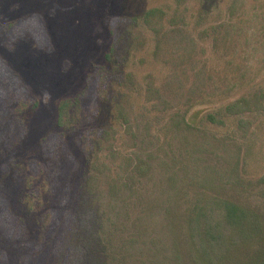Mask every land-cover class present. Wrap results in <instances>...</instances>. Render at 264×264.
<instances>
[{"label":"rangeland","instance_id":"obj_1","mask_svg":"<svg viewBox=\"0 0 264 264\" xmlns=\"http://www.w3.org/2000/svg\"><path fill=\"white\" fill-rule=\"evenodd\" d=\"M152 7L162 11L142 18ZM154 83L174 105L193 104L188 115L226 141L214 139L209 147L222 156L217 163L226 165L238 152L243 176L264 174V111L243 127L235 117L221 126L206 120L208 112L259 95L264 86V0H0V264H106L100 214L124 229L146 212L131 202L137 192L128 193L127 203L110 200L106 188L123 158L109 150L145 146L160 153L141 140L168 117L149 96ZM217 90L228 98L217 99ZM127 94L139 140L121 129L123 137L102 144L115 103ZM79 95L60 123V101ZM100 146L111 171L102 167L88 184ZM159 176L155 171L141 189L143 199H163Z\"/></svg>","mask_w":264,"mask_h":264},{"label":"trees","instance_id":"obj_2","mask_svg":"<svg viewBox=\"0 0 264 264\" xmlns=\"http://www.w3.org/2000/svg\"><path fill=\"white\" fill-rule=\"evenodd\" d=\"M159 11L162 8H149L142 18L150 20ZM202 17L200 11L196 17L197 26ZM115 19L111 18V24ZM138 19L134 17V23H138ZM16 22L7 25L12 26ZM170 30L179 35L182 42H190L182 28ZM132 75L133 72L128 73L127 78L131 79ZM147 90L151 99H158L155 104L166 108L168 117L162 131L149 133L148 141L145 138L141 140L159 148L160 153L145 146H140V149L111 146L109 150L108 156L118 154L123 158L117 171L115 165L117 173L114 172L116 175L106 188L110 200L127 203L128 193L134 191L140 198L131 202L140 203L141 210L146 212H143L145 216L133 219L128 228L124 224V229L100 214L99 240L106 255V264H264V174L243 176L238 152L235 159H224L226 165L217 163L215 159L222 156L209 147L215 145L214 139L226 141L199 126L196 114L188 115L193 104L185 108L182 103L174 105L155 83L149 84ZM220 93L213 91L217 99L228 98L221 97ZM79 97L60 101V123ZM132 101L127 94L115 103L114 123L103 133L102 144L110 138L117 141V135L123 137L125 131H130L134 140H139L131 124L132 119H136L139 125L138 118L132 117L136 110ZM263 111L264 86L260 88L259 95L238 96L208 112L206 120L221 126L226 119L235 117L243 127L249 124L251 114ZM146 128L147 131L150 129L148 123ZM167 136L171 140H166ZM173 140L179 144L166 145ZM104 153L105 148L100 146L91 160L88 184L100 178L102 167L111 171L109 164L102 160ZM155 171L160 173L158 183L164 191L163 199H143L141 189L147 188ZM191 189L195 191L193 197L189 194ZM254 193L260 194L261 203L253 200ZM154 209L162 212H152ZM158 213L162 214L159 222L154 219ZM130 226L132 230H129Z\"/></svg>","mask_w":264,"mask_h":264}]
</instances>
